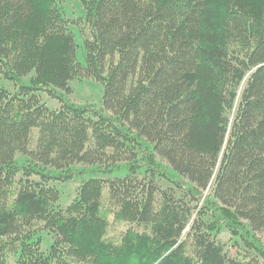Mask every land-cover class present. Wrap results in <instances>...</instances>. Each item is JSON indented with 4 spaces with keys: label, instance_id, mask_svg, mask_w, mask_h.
I'll return each mask as SVG.
<instances>
[{
    "label": "trees",
    "instance_id": "1",
    "mask_svg": "<svg viewBox=\"0 0 264 264\" xmlns=\"http://www.w3.org/2000/svg\"><path fill=\"white\" fill-rule=\"evenodd\" d=\"M80 1L85 65L58 0H0V264H264V0Z\"/></svg>",
    "mask_w": 264,
    "mask_h": 264
},
{
    "label": "rangeland",
    "instance_id": "2",
    "mask_svg": "<svg viewBox=\"0 0 264 264\" xmlns=\"http://www.w3.org/2000/svg\"><path fill=\"white\" fill-rule=\"evenodd\" d=\"M60 10L63 12L64 17L68 20V29L75 35L78 44V60L85 65L86 52L83 49V42L80 36L79 25L85 22L86 10L80 0H58ZM0 86L8 88L10 91L15 90V87L10 82L8 83L2 77H0ZM69 87L71 89V94H66V96L77 105H94L100 107L103 101L104 86L93 79L86 77H79L72 82H70ZM42 98L47 101V104L51 108L58 107L59 104L56 100H51L47 95H42ZM33 143L31 144V147ZM139 157H142V152L138 151ZM18 161L23 162L24 157L22 154L17 155ZM158 163L161 167L171 169L168 163L161 158H157ZM74 170H88L85 165H76L73 167ZM172 174H174L172 172ZM118 175V174H116ZM175 175V174H174ZM88 179V178H87ZM164 187L171 186L165 181H161ZM81 186V179H73L67 182H60L55 185L57 195L56 205H59L61 209H66L69 207L77 197L78 189ZM210 192H206L205 195H209ZM203 220L210 223L212 218L209 213L202 214ZM119 230H121L119 225H113L110 229V235H114ZM252 233L253 237H256L264 245V231ZM43 238L42 248L47 250L49 246L53 243L51 235L44 233L41 235ZM212 237L217 243L223 245L225 249L229 252L232 257L237 255L245 256L246 258L255 256L257 253L252 250L243 240L231 233L227 227H222L221 230L214 233Z\"/></svg>",
    "mask_w": 264,
    "mask_h": 264
}]
</instances>
